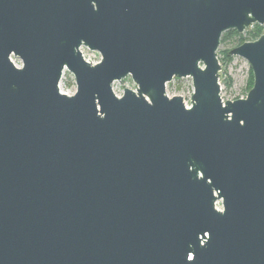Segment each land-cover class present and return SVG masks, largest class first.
<instances>
[{
	"label": "water",
	"instance_id": "water-1",
	"mask_svg": "<svg viewBox=\"0 0 264 264\" xmlns=\"http://www.w3.org/2000/svg\"><path fill=\"white\" fill-rule=\"evenodd\" d=\"M253 25L264 0H0V264H264V34L228 52L246 96L218 83Z\"/></svg>",
	"mask_w": 264,
	"mask_h": 264
},
{
	"label": "rangeland",
	"instance_id": "rangeland-1",
	"mask_svg": "<svg viewBox=\"0 0 264 264\" xmlns=\"http://www.w3.org/2000/svg\"><path fill=\"white\" fill-rule=\"evenodd\" d=\"M251 28L252 27L246 29L242 33L243 37L246 36V32H249ZM225 49H232L230 41H227V44H220L217 50V59L220 60V72L218 80L220 85V98L222 101H233L236 100V98L240 99L246 96L244 92L251 70L247 62L239 57H231V61H225L221 59L222 56L219 53ZM80 51L82 56L86 59L95 61L100 58L96 52H91L86 48H81ZM13 63L16 66H20V63L17 59H13ZM124 89H129L132 91L135 90V85L131 81L130 77H127L121 82H116L112 85V91L117 97L122 95ZM59 90L66 95H72L76 90L73 77L67 71L63 72L62 79L59 84ZM192 91V83L189 78H175L165 87V94L168 98L180 96L186 107L190 106V97L192 95ZM220 206V203L216 204V208L219 209L221 208Z\"/></svg>",
	"mask_w": 264,
	"mask_h": 264
},
{
	"label": "trees",
	"instance_id": "trees-1",
	"mask_svg": "<svg viewBox=\"0 0 264 264\" xmlns=\"http://www.w3.org/2000/svg\"><path fill=\"white\" fill-rule=\"evenodd\" d=\"M264 34V26H258L253 25L249 32H246V36L243 37V34H236L234 31H227L222 34L220 38V44H227V41H230L232 49L241 45L244 42H250L256 40L258 37ZM230 49H225L224 51H221L219 54H221L223 60L225 61H231L232 58L228 56V52ZM220 61V60H218ZM252 73H249V80L246 83L245 88V94L251 89L252 87ZM238 99V98H236Z\"/></svg>",
	"mask_w": 264,
	"mask_h": 264
},
{
	"label": "built area",
	"instance_id": "built-area-1",
	"mask_svg": "<svg viewBox=\"0 0 264 264\" xmlns=\"http://www.w3.org/2000/svg\"><path fill=\"white\" fill-rule=\"evenodd\" d=\"M84 58V57H83ZM84 60L85 61H87V62H89V63H91V64H96V63H98L99 62V60H100V58L99 59H97V60H95V61H93V60H89V59H86V58H84ZM12 61H13V59H12ZM20 63V62H19ZM16 66V65H15ZM16 67H20V66H16ZM62 79V78H61ZM61 92V91H60ZM62 93V92H61ZM63 94V93H62ZM73 95V94H72ZM68 96H70V95H68ZM218 209V208H217ZM220 209V208H219Z\"/></svg>",
	"mask_w": 264,
	"mask_h": 264
},
{
	"label": "snow or ice",
	"instance_id": "snow-or-ice-1",
	"mask_svg": "<svg viewBox=\"0 0 264 264\" xmlns=\"http://www.w3.org/2000/svg\"><path fill=\"white\" fill-rule=\"evenodd\" d=\"M191 259V257H189Z\"/></svg>",
	"mask_w": 264,
	"mask_h": 264
}]
</instances>
